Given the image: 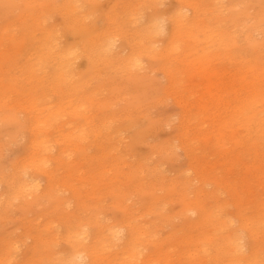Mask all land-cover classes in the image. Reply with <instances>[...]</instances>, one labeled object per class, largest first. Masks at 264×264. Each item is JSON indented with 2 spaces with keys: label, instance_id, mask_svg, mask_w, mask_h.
I'll use <instances>...</instances> for the list:
<instances>
[{
  "label": "rangeland",
  "instance_id": "obj_1",
  "mask_svg": "<svg viewBox=\"0 0 264 264\" xmlns=\"http://www.w3.org/2000/svg\"><path fill=\"white\" fill-rule=\"evenodd\" d=\"M73 1L69 10L68 0H0V175L26 153L30 132L22 122L30 96L45 105L40 114L57 111L44 133L58 140L49 155L61 152L51 162L54 204L25 193L6 197L0 184V243L13 242L11 260L2 264L30 262L32 239L25 235L35 228L51 239L40 264L48 256L58 261L70 244L56 226L92 218L133 221L143 226L144 255L159 243L174 257L195 218L186 210L190 202L214 212L199 228L219 239L237 226L238 203L264 202V142L251 148L260 167L241 179L249 159L232 141L234 132L249 135L244 113L234 112L247 97L236 91L246 94L252 82L264 91V0ZM181 13L192 16L177 25ZM24 26L72 51L62 88H44L41 77L16 65L18 51L33 43L30 33L27 43L13 38ZM257 107L264 112V104ZM33 174L46 184L44 174ZM249 186L252 193L243 192ZM221 217L225 223H214ZM123 232L104 254L113 264H141L123 261ZM258 239L264 250V233ZM208 257L196 261L211 264Z\"/></svg>",
  "mask_w": 264,
  "mask_h": 264
},
{
  "label": "bare ground",
  "instance_id": "obj_2",
  "mask_svg": "<svg viewBox=\"0 0 264 264\" xmlns=\"http://www.w3.org/2000/svg\"><path fill=\"white\" fill-rule=\"evenodd\" d=\"M66 8L69 10L74 9V1L68 0ZM193 9L195 14H197L196 7H193ZM116 16H119V13H116ZM189 16L192 15L190 13H181L175 18L174 22L180 25L184 19H189ZM8 25H10V20L8 21ZM35 31L34 28L30 32L28 27L24 26L23 31L20 32L21 37L13 33V38L17 40V43L19 41L27 43L29 33L33 40L32 45H24L18 51L16 65L22 63L23 72H29L32 77H41L39 79L43 81L44 88L54 87L60 89L68 82L71 71L70 59L72 51L68 48L61 49L54 35L45 32L39 36ZM244 62L250 65L251 60L246 59ZM11 65L8 66L9 72L11 71ZM39 71L41 74H39ZM250 83L248 81V85ZM251 84H253V87L248 88L246 94L239 90L236 91V97H247V99L234 112L236 114L244 113V119L247 121V124H245L247 126L246 129H249V135L248 131L244 136L234 132L232 137L236 149L239 151L244 147L245 149L241 154L249 159V162H243V171L241 173L244 175L241 179H245L246 174H250L254 169L260 167L258 163L260 156L258 153H255V150L254 155H252L251 148L255 149L257 147L259 149L261 142H264V112L262 109H257L258 104H264V91L255 82ZM11 88H14V85H11ZM41 103L42 101L39 96L34 95L29 97L26 104L29 115L22 124L30 132V141H28L26 146L25 155L12 166L13 172L0 175V184H5L6 197H11L13 193L16 196H21L25 193L37 197H46V199L52 200V204H54L58 199L52 195L55 182L52 175L55 166H51V162H58L61 152L57 155H49L54 144L51 141L57 142L58 140L57 138L48 139L45 136L44 127L48 122L56 118L57 111L52 110L47 114H40L43 112L42 107L45 106L44 104L40 105ZM37 111L39 112L37 113ZM92 132L101 135V132L95 126ZM63 138L64 136L60 137V140H63ZM21 165H24L23 170L18 171L22 169ZM33 171L46 176L45 185L42 186L41 183L34 179ZM21 176L24 177L23 180L20 178ZM246 190L248 194L252 193L250 186L243 188V192H246ZM0 202L2 203L1 197ZM186 210L192 211L195 218L192 217L188 221L192 228L187 230L188 228L186 227L182 239L179 240L181 248L176 252V256L174 257L164 245H160L159 243H156L152 254L148 253L144 255L141 249V247L144 248L143 226L133 221L124 220L121 223L103 224L100 220L92 218L78 224L65 226L58 224L56 227L64 229L65 238H68L70 244V250L66 255L59 256L58 261L50 259V256H48L46 263L113 264L112 260L104 252L106 253L110 247L112 248L116 243H114L113 239L120 237L124 233L123 231H125L123 261L140 260L141 264H199L196 258L203 253L209 256L211 264H264V250L260 249L258 239V235L264 233V202L257 204V206L245 203V207L241 203H238L236 213L237 226L234 229L222 231L219 239L213 238V235L208 231H200L199 228V226L212 221L211 219L215 217L213 211H209L210 209L203 204H192L191 202L187 204ZM257 211L260 212V215ZM189 218L188 216L187 219ZM214 223H225V220H222L221 217V220L214 219ZM47 225L44 226L47 227ZM91 227L94 229H91ZM193 227L197 228L198 233L194 232ZM38 232L39 229L35 228L25 235V238L27 236L29 239H32L31 245H29L31 253L27 255V259L30 261L28 262L31 264H40L50 250L51 243L49 240L51 239L42 236ZM12 245L13 242L10 240H4L0 243V257H2V259L0 258V264H2V261L10 259Z\"/></svg>",
  "mask_w": 264,
  "mask_h": 264
}]
</instances>
